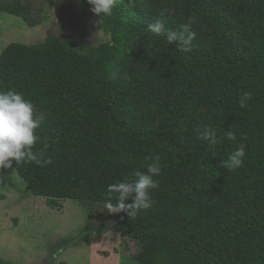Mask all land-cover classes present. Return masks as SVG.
<instances>
[{"label": "trees", "instance_id": "trees-1", "mask_svg": "<svg viewBox=\"0 0 264 264\" xmlns=\"http://www.w3.org/2000/svg\"><path fill=\"white\" fill-rule=\"evenodd\" d=\"M135 1L101 15L110 44L48 34L1 50L0 91L22 93L43 114L33 151L53 161L13 167L35 195L89 203L159 156L152 208L135 220L119 213L116 230L140 246L134 259L264 264V0ZM39 2L0 0V11L33 27ZM189 17L191 52L148 30L163 20L179 32ZM244 92L252 99L241 108ZM205 127L215 145L200 138ZM239 145L243 166L230 172L220 163Z\"/></svg>", "mask_w": 264, "mask_h": 264}, {"label": "rangeland", "instance_id": "rangeland-1", "mask_svg": "<svg viewBox=\"0 0 264 264\" xmlns=\"http://www.w3.org/2000/svg\"><path fill=\"white\" fill-rule=\"evenodd\" d=\"M125 3L135 8V0ZM92 7L88 0H40L42 22L33 27L0 11V52L10 42L38 43L48 34L112 43ZM0 175V264H142L134 259L139 243L116 230L120 214L97 208L103 201L50 200L31 193L14 167Z\"/></svg>", "mask_w": 264, "mask_h": 264}, {"label": "clouds", "instance_id": "clouds-1", "mask_svg": "<svg viewBox=\"0 0 264 264\" xmlns=\"http://www.w3.org/2000/svg\"><path fill=\"white\" fill-rule=\"evenodd\" d=\"M119 0H88L92 5V12L97 16H110ZM195 23V17H189L188 22L181 26L179 32L167 30L163 20H156L148 25V30L157 36L164 37L167 44H175L180 52H191L192 42L196 38V33L192 31L191 24ZM2 54V53H0ZM130 79V77H125ZM252 99L251 92H244L240 98V107H248V101ZM44 120L43 114L36 115L35 105L26 100L22 93L16 91H0V173L5 168L11 169L13 162L20 165L23 163H35L46 167L53 161L51 158L44 159L43 153H34L33 149L37 143V129L41 127ZM201 139L207 140L211 145H215L216 131L213 128L205 127L201 133ZM227 138L235 141L236 135L229 131ZM215 155V153H213ZM246 155L244 145H239L227 161H221L220 165L228 171H236L243 166V157ZM151 163L145 164L147 172L136 171V179L133 181L125 180L113 183L108 186L106 199L97 204L100 211L107 210L110 214L125 212L131 220H135L141 211L152 208L153 200L150 190L159 188V182L154 177L161 174L160 157L156 156ZM4 177L0 175V183ZM131 199L132 203H127ZM118 201V203H113ZM57 253L52 255L55 260Z\"/></svg>", "mask_w": 264, "mask_h": 264}]
</instances>
